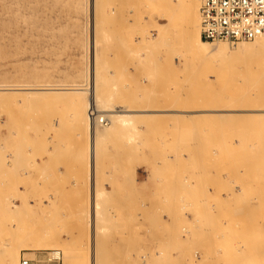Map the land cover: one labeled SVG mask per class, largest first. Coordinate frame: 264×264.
Wrapping results in <instances>:
<instances>
[{
  "label": "rangeland",
  "instance_id": "1",
  "mask_svg": "<svg viewBox=\"0 0 264 264\" xmlns=\"http://www.w3.org/2000/svg\"><path fill=\"white\" fill-rule=\"evenodd\" d=\"M141 3L0 0V88L11 89L0 91V264L44 228L47 248L22 249L18 264L54 249L61 264H174L185 244L192 264H264V61L196 57L181 18ZM46 87L62 91H28ZM93 91L159 113L91 154V128L108 119L95 111L91 123ZM211 108L233 110L200 111Z\"/></svg>",
  "mask_w": 264,
  "mask_h": 264
},
{
  "label": "bare ground",
  "instance_id": "2",
  "mask_svg": "<svg viewBox=\"0 0 264 264\" xmlns=\"http://www.w3.org/2000/svg\"><path fill=\"white\" fill-rule=\"evenodd\" d=\"M139 1L142 2L143 4H145L147 6L146 8L148 10H151L153 12L161 11L163 14L169 15L170 16V19H169L170 25H173V26L176 25V21H178L181 18L182 23H183L182 39H183L184 46H185V48H187V50H189L196 57H199V58L204 60V59H209V58H213L216 56H222L225 58L224 60L227 63H229V61H231V62L232 61H235V62H238V61L244 62L245 61L246 62V60L264 61V40H263L264 38H262V37L255 38L256 41L253 42L252 44H245L244 46L242 45L243 47H241L239 52L229 51V48L226 46L224 47L222 45V43L219 46H213L214 42L212 43L210 41L203 40L201 37V16H200V7H201L202 0H155L152 4L149 3V0H139ZM143 4L141 5L142 7H143ZM247 42H249V41H247ZM6 90H11V89L0 88V91H6ZM67 90H70V89H67ZM28 91H29V93H38L41 91H47V92L48 91H50V92L57 91L58 92V91H62V89L50 88V87L47 88L46 87V88H31ZM72 91L82 93L83 88L73 89ZM83 92L85 93V91H83ZM94 93L95 92L93 91V97H94L93 100H92V98L88 100L89 101L88 104H89V106H91V110L94 111V114H92V113L89 114L91 116L89 118L91 120V123H92V121H94L95 125H98L96 123L98 121L97 118H99V115H101V116L104 115V116L108 117V119L105 120V121H107V124H104V123L99 124V126H97V128L93 127V129H94L93 131L91 128V134L89 136V137H91V140L93 142V144L92 145L90 144V147H89V152L91 154H93L95 149H96V141L99 140L100 141L99 143H101V141L103 142L105 139L108 138L109 135L112 134L111 131H116L117 128H119V127H121V128L132 127L133 126V117L135 115H144V114L145 115H152V114H156V113L158 114L159 113V112H150L147 110H142V111H132V110H128V109L118 110L115 107V105L113 104L112 94L108 95L103 100L101 98L102 97L101 94L99 96H96V93L99 94L98 91L95 94ZM238 93H240V92H238ZM234 96H235L234 98L233 97L232 98L230 97V98L231 99H235V98L237 99L236 95H234ZM243 96L244 95H242V97L240 96V98L238 96V99L244 98ZM250 97H251V95H250ZM98 101L100 102V104H98ZM231 104L234 105V103H231ZM226 105H228V103ZM222 107H224V106H222ZM227 107H229V106H227ZM211 109L210 110H208V109L207 110H200V111L202 113H214V114H216L217 111H219L220 112L219 114L229 115L231 113V111L233 110V109L230 110V108L229 109L228 108H225V109L221 108V110H213V109L211 110ZM217 109H220V108H217ZM95 111H96V113H99L98 116H95ZM195 113H197V112L192 110V111H184L181 114L192 115ZM77 135L79 137L83 134L78 133ZM125 135L126 136H124V137H125V139H127V142L132 141L134 139L133 134H128V135L125 134ZM134 142H135V140H134ZM93 183H94L93 184V199H92L93 216L95 218L97 217V221L100 222V221H102V219H100L102 217V205L104 203H106V201H102V199L104 197V192L102 190H98V188L96 190V182H93ZM93 226L96 227V219H94ZM92 228L93 227H91V229ZM258 237H260V236H258ZM22 241L26 243L25 244L26 247L24 246L22 249H32V250L46 249L47 246L49 245V242H50L49 231H47L46 228H44L41 230H31L30 232H25L24 235L22 236ZM22 249L17 247L14 251H12V252L10 251V252L6 253L4 264H18L20 252ZM54 250H56V249H54ZM51 252H54V251L51 250ZM62 253H63V251H62ZM27 258H29V257H27Z\"/></svg>",
  "mask_w": 264,
  "mask_h": 264
},
{
  "label": "built area",
  "instance_id": "3",
  "mask_svg": "<svg viewBox=\"0 0 264 264\" xmlns=\"http://www.w3.org/2000/svg\"><path fill=\"white\" fill-rule=\"evenodd\" d=\"M200 16L201 37L205 41L236 43L264 38V0H202ZM103 123L107 121L102 119ZM53 251L37 261L23 255L21 264H61L62 251Z\"/></svg>",
  "mask_w": 264,
  "mask_h": 264
},
{
  "label": "crops",
  "instance_id": "4",
  "mask_svg": "<svg viewBox=\"0 0 264 264\" xmlns=\"http://www.w3.org/2000/svg\"><path fill=\"white\" fill-rule=\"evenodd\" d=\"M35 176H37V175H35ZM188 217L190 218V219H192V214H189L188 215ZM198 240V239H197ZM185 247H183V249H181V251L184 253V255H187L185 258H183V259H181L180 261H176L174 264H192V260H191V258H190V256H189V250L187 249V247H189V245H184ZM188 250V251H187ZM199 252V254H198V256H197V260H200V251H198ZM175 254L176 253H178V252H174ZM180 253V252H179ZM212 264H218L217 262H214V263H212Z\"/></svg>",
  "mask_w": 264,
  "mask_h": 264
}]
</instances>
